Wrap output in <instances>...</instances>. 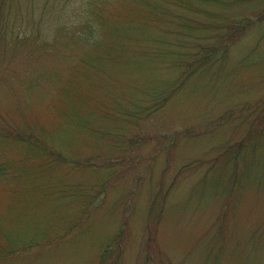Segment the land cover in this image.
<instances>
[{
	"label": "rangeland",
	"instance_id": "obj_1",
	"mask_svg": "<svg viewBox=\"0 0 264 264\" xmlns=\"http://www.w3.org/2000/svg\"><path fill=\"white\" fill-rule=\"evenodd\" d=\"M11 1L0 126L63 161L0 137V264H264V20L151 114L181 75L179 22L121 56L96 12L135 0Z\"/></svg>",
	"mask_w": 264,
	"mask_h": 264
},
{
	"label": "trees",
	"instance_id": "obj_2",
	"mask_svg": "<svg viewBox=\"0 0 264 264\" xmlns=\"http://www.w3.org/2000/svg\"><path fill=\"white\" fill-rule=\"evenodd\" d=\"M135 1L136 8L131 7L134 12L129 11L128 19L119 18L117 20L121 22H109L113 21V16L106 21V18L100 15L102 9H100V12H96V15H98L97 22L102 25V28L98 30L99 38L106 31L110 32V37L113 39L111 47H119L116 48V53L119 51L123 54L121 56H126L128 53L126 44L128 45L134 40V35L144 34L150 23L165 21L166 18H162V16L171 17L170 19L179 22V29L187 32L186 34L180 33L178 44L174 46L177 54L175 53L176 59L173 62L175 67L180 68L181 75L169 92L159 98L155 99L154 97L152 99V106L147 107L151 114L167 103L172 94L196 72L213 67L221 62L225 63L229 58L232 46L241 41L257 22L264 20V8L260 9L264 5V0H164L160 3L162 5L167 4L166 6H169L170 11L173 13L175 11L170 8L171 6L181 11L175 13V15L171 12L165 13L164 11H167L166 6L159 8V13L156 8L150 9L151 4L146 2L150 0ZM11 2V0H0V36H7L8 33L9 35L12 34L5 30L8 23H5L6 16H4ZM212 2H215L216 9L210 10L209 7ZM105 3L108 5L106 0ZM237 6H244L245 10L242 12L235 10ZM250 6L254 7V10L250 11L251 14H247ZM91 23L93 22L85 21L86 32L89 37L98 40V32L93 29ZM107 23L110 24L107 25ZM116 42L117 44H115ZM163 96L166 98H163ZM259 130L257 129L252 134L256 135ZM0 137L13 139L15 142L28 143L47 157L54 158L55 161H63L62 157L59 154L55 155L52 148H49L46 143L32 138L31 141L28 136L5 130L1 126Z\"/></svg>",
	"mask_w": 264,
	"mask_h": 264
}]
</instances>
